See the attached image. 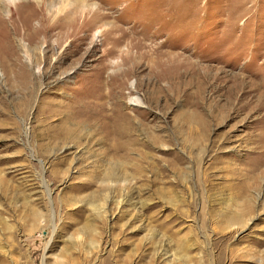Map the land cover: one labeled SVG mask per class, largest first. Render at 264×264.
I'll use <instances>...</instances> for the list:
<instances>
[{"label": "rangeland", "instance_id": "374dc122", "mask_svg": "<svg viewBox=\"0 0 264 264\" xmlns=\"http://www.w3.org/2000/svg\"><path fill=\"white\" fill-rule=\"evenodd\" d=\"M81 1L0 0V264H264V0Z\"/></svg>", "mask_w": 264, "mask_h": 264}, {"label": "bare ground", "instance_id": "6f19581e", "mask_svg": "<svg viewBox=\"0 0 264 264\" xmlns=\"http://www.w3.org/2000/svg\"><path fill=\"white\" fill-rule=\"evenodd\" d=\"M80 1H81V0H73L74 4H76V5H77V4L79 5V3L82 2V1H81V2H80ZM81 5H82V4H81ZM89 7H90V6H89ZM66 8H67V7H66ZM77 10H78L77 8L75 9V11H74V9H73V15H75L74 12H76ZM69 15H70V13H66V14H65V17H67V16H69Z\"/></svg>", "mask_w": 264, "mask_h": 264}]
</instances>
